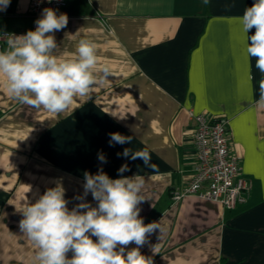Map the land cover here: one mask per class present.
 <instances>
[{
	"label": "crops",
	"instance_id": "0c3cea01",
	"mask_svg": "<svg viewBox=\"0 0 264 264\" xmlns=\"http://www.w3.org/2000/svg\"><path fill=\"white\" fill-rule=\"evenodd\" d=\"M30 1L11 0L0 32L32 30ZM253 2L65 1L69 19L54 33L55 54L71 59L79 41L90 40L98 69L111 75L60 115L11 99L0 78V264H31L36 249L17 211L25 203L62 184L71 210L85 173L102 168L116 179L125 164L123 176L145 179L140 217L159 225L140 248L153 264H264V74L246 57L237 21ZM189 112L228 118L230 150L251 181L246 203L226 209L193 195L172 199L194 172ZM113 132L131 141L109 146ZM126 148L147 152L150 167L117 155ZM85 200L97 206L90 193Z\"/></svg>",
	"mask_w": 264,
	"mask_h": 264
},
{
	"label": "clouds",
	"instance_id": "9594fccd",
	"mask_svg": "<svg viewBox=\"0 0 264 264\" xmlns=\"http://www.w3.org/2000/svg\"><path fill=\"white\" fill-rule=\"evenodd\" d=\"M209 2L202 0L204 5ZM10 3L11 0H0V12L6 11ZM68 19L67 14L46 7L35 21L34 30L22 35L3 34L7 36V47L0 50V78L11 99L60 115L70 110L77 99L88 97L95 85L107 81L111 72L108 67L98 69L94 42L81 39L71 59L55 54L58 44L54 33L64 29ZM237 21L245 36L246 57L249 61L254 58L255 67L264 74V0H254ZM253 28L254 34L249 35ZM259 103L264 106V84ZM109 136V146L131 141V137L119 132ZM117 155L143 158L150 167L147 152L126 148ZM98 158L107 162L103 154ZM128 170L127 164L122 165L116 179L102 168L95 175L85 173L84 192L76 197L81 202L71 210L62 184L48 188L34 203L27 202L19 208L20 232L36 249L31 264H153L140 248L159 225L145 224L140 217L139 205L146 200L145 179L140 175L123 176ZM89 193L97 206L85 200ZM133 243L136 247L129 250L127 246Z\"/></svg>",
	"mask_w": 264,
	"mask_h": 264
},
{
	"label": "built area",
	"instance_id": "2783aa9c",
	"mask_svg": "<svg viewBox=\"0 0 264 264\" xmlns=\"http://www.w3.org/2000/svg\"><path fill=\"white\" fill-rule=\"evenodd\" d=\"M65 1L31 0L29 15L32 18V30L44 8L56 9L60 14L63 13ZM26 32H0V50L7 47V36L3 34L22 35ZM189 120L193 123L191 138L194 145V172L183 187L171 191L172 199L178 201L193 195L202 200L218 202L226 209H234L238 204L246 203L251 181L241 172V156L230 150L228 118L189 112Z\"/></svg>",
	"mask_w": 264,
	"mask_h": 264
}]
</instances>
